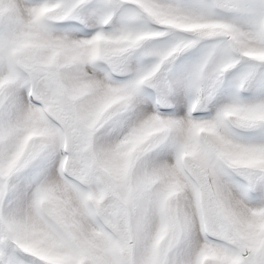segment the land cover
<instances>
[{
	"label": "snow or ice",
	"instance_id": "obj_1",
	"mask_svg": "<svg viewBox=\"0 0 264 264\" xmlns=\"http://www.w3.org/2000/svg\"><path fill=\"white\" fill-rule=\"evenodd\" d=\"M0 264H264V0H0Z\"/></svg>",
	"mask_w": 264,
	"mask_h": 264
}]
</instances>
